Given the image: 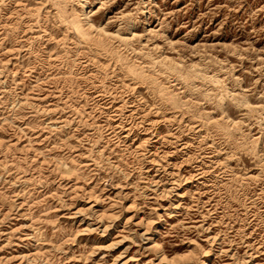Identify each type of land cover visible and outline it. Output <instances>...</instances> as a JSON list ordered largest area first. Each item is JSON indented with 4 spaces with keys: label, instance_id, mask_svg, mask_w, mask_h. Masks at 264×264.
Masks as SVG:
<instances>
[{
    "label": "rangeland",
    "instance_id": "1",
    "mask_svg": "<svg viewBox=\"0 0 264 264\" xmlns=\"http://www.w3.org/2000/svg\"><path fill=\"white\" fill-rule=\"evenodd\" d=\"M88 2L0 0V264H264V0Z\"/></svg>",
    "mask_w": 264,
    "mask_h": 264
},
{
    "label": "bare ground",
    "instance_id": "2",
    "mask_svg": "<svg viewBox=\"0 0 264 264\" xmlns=\"http://www.w3.org/2000/svg\"><path fill=\"white\" fill-rule=\"evenodd\" d=\"M22 1V0H21ZM89 0H80L79 2L82 3V6L84 7L83 13L82 15H78L77 13H75L74 11H69L68 7H67V2L68 0H53V3L57 6L58 12L60 13V17L63 19L64 22L67 23L68 26H70L71 28H73L81 37H83L86 40L91 41L93 44H95L96 46H98L99 48H107L108 43L111 41H107V39L105 38H101L99 37L101 34H99V36H96L98 34L92 35V30L96 29L99 27L95 26L93 23V19L92 16L95 14V12H93V9H90V6L88 5ZM45 2V1H44ZM17 3V2H15ZM72 3V2H71ZM102 4H104V2L102 1ZM35 5V4H34ZM81 6V7H82ZM104 6V5H103ZM30 7V6H29ZM8 15V14H7ZM121 16V15H120ZM5 17V16H4ZM132 18V17H131ZM136 23V22H135ZM135 23L131 25V29L135 28ZM105 27V25H104ZM104 27H99L98 29L103 30L106 32V30L104 29ZM43 28V27H42ZM25 30V29H24ZM119 30V29H118ZM117 30V31H118ZM48 31V30H47ZM46 31V32H47ZM95 31V30H94ZM116 31V32H117ZM121 31V30H120ZM153 32V31H152ZM123 33V32H122ZM136 34H138L137 32H135ZM108 35V34H107ZM116 35V34H115ZM119 35V34H118ZM117 36V35H116ZM127 36V35H126ZM130 36V35H129ZM121 37L122 40H124L125 42L127 41L128 38L130 37ZM133 36V35H132ZM106 37V36H105ZM120 37V36H119ZM57 39V38H56ZM115 40V39H113ZM113 40L111 41L113 43ZM129 40V39H128ZM118 41V40H117ZM130 41V40H129ZM110 42V43H111ZM91 43V45H92ZM115 44V43H114ZM62 45V44H61ZM116 47V46H115ZM125 47H128L127 45H125ZM85 49V48H84ZM111 49V48H110ZM117 49V48H116ZM114 51H116L115 49H113ZM151 50V49H150ZM112 51V50H111ZM113 51V52H114ZM130 51V50H129ZM164 52V51H163ZM56 53V52H55ZM115 53V52H114ZM146 53V52H145ZM212 53V52H211ZM103 54V53H102ZM118 54V53H117ZM116 55V54H115ZM182 57V56H181ZM119 58V57H118ZM73 59V58H72ZM120 59V58H119ZM122 59V58H121ZM129 59V58H128ZM138 59V58H137ZM173 61V60H172ZM103 63V62H102ZM163 63V62H162ZM197 63V62H196ZM180 64V63H179ZM172 65V64H171ZM107 66V65H106ZM131 67V66H130ZM73 68V67H72ZM129 68V67H127ZM134 70V69H133ZM132 71V70H131ZM137 72H139L140 70H136ZM135 72V71H134ZM136 72V73H137ZM102 74V73H101ZM118 75V74H117ZM208 75V74H207ZM79 76V75H78ZM94 76V75H93ZM148 77V76H147ZM101 78V77H100ZM106 78V77H105ZM147 80V79H146ZM150 80V79H149ZM101 81V79H100ZM87 87V86H86ZM102 87V86H101ZM128 88V87H127ZM126 88V90H127ZM102 93V92H101ZM183 101V100H182ZM21 103V102H20ZM247 107V106H246ZM240 119V118H239ZM190 125V124H189ZM264 157V156H263ZM59 169V168H58ZM75 172V171H74ZM237 174V173H236ZM230 179V178H229ZM143 193V192H142ZM95 195V194H94ZM92 196V195H91ZM117 199V198H116ZM120 199V198H119ZM97 200V199H95ZM138 207V206H137ZM127 208V207H126ZM79 209V208H78ZM99 212V211H98ZM106 212V211H105ZM101 214V213H100ZM103 214H105L103 212ZM111 215V214H110ZM118 214H116L117 216ZM170 215V214H169ZM128 218V217H127ZM97 219V218H96ZM152 219V218H151ZM129 220V219H128ZM110 221V220H109ZM153 221V220H152ZM147 227V226H146ZM149 229V228H148ZM133 236V235H132ZM133 238V237H132ZM153 242V246L160 248L161 244L160 242H158L155 238L152 239ZM5 243V242H4ZM197 245V244H196ZM103 247V246H102ZM194 249V248H193ZM35 252V251H34ZM165 252V251H163ZM26 253V252H25ZM163 254V253H162ZM20 256V255H19ZM22 256V255H21ZM162 256V255H161ZM24 258V257H22ZM21 260V259H20ZM28 260V259H27ZM162 260H168L169 262L172 261V258H169L166 254L163 255ZM30 261V260H29ZM20 262V261H19ZM166 262V261H165ZM203 264H208L207 259L203 260Z\"/></svg>",
    "mask_w": 264,
    "mask_h": 264
}]
</instances>
